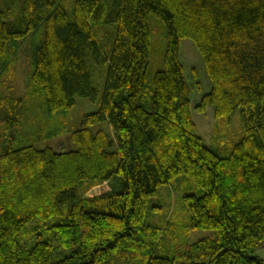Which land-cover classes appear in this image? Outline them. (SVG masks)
Returning a JSON list of instances; mask_svg holds the SVG:
<instances>
[{
  "label": "trees",
  "instance_id": "1",
  "mask_svg": "<svg viewBox=\"0 0 264 264\" xmlns=\"http://www.w3.org/2000/svg\"><path fill=\"white\" fill-rule=\"evenodd\" d=\"M159 27L163 67L149 80ZM184 39L207 80L187 75ZM77 98L98 104L67 132L77 148L41 147ZM208 108L227 125L238 112L241 136L206 145L191 112ZM163 185L186 228L214 236L150 255L172 223L173 211L165 228L146 222ZM262 240L264 0H0V264H139L144 251L142 264H264Z\"/></svg>",
  "mask_w": 264,
  "mask_h": 264
},
{
  "label": "rangeland",
  "instance_id": "2",
  "mask_svg": "<svg viewBox=\"0 0 264 264\" xmlns=\"http://www.w3.org/2000/svg\"><path fill=\"white\" fill-rule=\"evenodd\" d=\"M66 8L68 11L71 10L72 6L70 7V3ZM156 23L159 22H157L155 19L151 20L152 28ZM162 36L163 34L160 27L158 32H156V34L152 36V53L150 56L147 71V79L149 80L152 78L156 71L160 70L163 67L162 56L163 52L166 49V41L164 42L165 39L163 40ZM31 47L32 46H30V44L25 45V49H29V56ZM180 57L187 66V75L191 79H194V75L198 74L202 78L204 76L207 80L204 69L201 73V59L197 52V49L189 39H184L182 41ZM208 88L209 86L207 88H203L202 92H207ZM19 94L20 90H18L15 95L19 96ZM97 107V103H92L91 101L84 98H77L75 106L70 111V117L64 115L63 118L59 117L57 120H52L48 122V125L50 126L49 131L55 129L58 131L59 136L53 140L42 143L41 147L47 145L52 147L54 150L66 151L76 149V145L71 141L70 135H68L67 132L70 130L72 131L77 129L81 125L84 115L94 111ZM191 113L196 125L197 133L204 139L206 145H209L211 143V140L215 139V137L220 138V136L217 135L219 133L222 135L228 134L230 140L231 138L237 140L242 134L241 119L238 112L235 113L230 118V120L220 119L221 121H227L226 123H229V125L223 122L215 121L212 108H208L207 111L203 114L196 113L193 109ZM34 125L35 122L33 121H30L27 124L30 129H32ZM216 126L217 133L215 132ZM227 141L228 139H225V142ZM108 187L109 185L107 184L96 186L91 189V191H89V194L105 191L108 189ZM185 192L199 196L202 194L203 191L201 190V188L193 186L185 190ZM172 211V223L168 226V228H166V232L163 233L164 236L160 246L158 247V250L152 251L150 255L155 253L156 255L163 256L167 254L168 250H172L173 247H183L186 244L193 243L199 239L214 236L215 230H190L186 228V225H189L190 223L186 207L184 206V203L181 200V195L179 191L175 192V194L171 192V185L161 186L159 188L158 193L154 197L150 198L149 210L146 215V222L154 224L155 226L163 225V228H165L167 220L170 218V213ZM33 226H38V230L42 233L43 239H54L50 231L44 230L45 225H43V223H41L40 221L32 220L28 223V227ZM19 242L25 244L27 248H30L36 241L34 237H32L25 240L21 239L19 240ZM53 244H55L54 241ZM144 254L147 255V251H144L143 255L140 257L139 264L143 263ZM253 254L259 256V258L264 260V240H262L259 245L255 248ZM56 259V257H53L51 259V262Z\"/></svg>",
  "mask_w": 264,
  "mask_h": 264
}]
</instances>
